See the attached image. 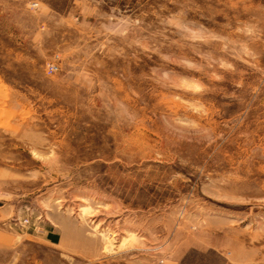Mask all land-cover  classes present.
Listing matches in <instances>:
<instances>
[{
    "label": "rangeland",
    "instance_id": "rangeland-1",
    "mask_svg": "<svg viewBox=\"0 0 264 264\" xmlns=\"http://www.w3.org/2000/svg\"><path fill=\"white\" fill-rule=\"evenodd\" d=\"M0 264H264V0H0Z\"/></svg>",
    "mask_w": 264,
    "mask_h": 264
},
{
    "label": "built area",
    "instance_id": "built-area-1",
    "mask_svg": "<svg viewBox=\"0 0 264 264\" xmlns=\"http://www.w3.org/2000/svg\"><path fill=\"white\" fill-rule=\"evenodd\" d=\"M55 70H56V67L53 66V65H50V66L47 68V72H49V73H53Z\"/></svg>",
    "mask_w": 264,
    "mask_h": 264
},
{
    "label": "trees",
    "instance_id": "trees-1",
    "mask_svg": "<svg viewBox=\"0 0 264 264\" xmlns=\"http://www.w3.org/2000/svg\"><path fill=\"white\" fill-rule=\"evenodd\" d=\"M52 238H54V237H52Z\"/></svg>",
    "mask_w": 264,
    "mask_h": 264
}]
</instances>
